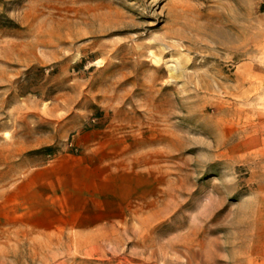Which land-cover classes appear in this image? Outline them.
I'll list each match as a JSON object with an SVG mask.
<instances>
[{"label":"rangeland","instance_id":"1","mask_svg":"<svg viewBox=\"0 0 264 264\" xmlns=\"http://www.w3.org/2000/svg\"><path fill=\"white\" fill-rule=\"evenodd\" d=\"M242 94L264 0H0V264H264Z\"/></svg>","mask_w":264,"mask_h":264},{"label":"bare ground","instance_id":"2","mask_svg":"<svg viewBox=\"0 0 264 264\" xmlns=\"http://www.w3.org/2000/svg\"><path fill=\"white\" fill-rule=\"evenodd\" d=\"M238 36H241L240 32ZM214 44L216 45V43ZM239 86L240 88L241 87L243 88L244 80L240 82ZM252 88H253L252 90L255 92L259 91V88L257 87H252ZM240 98L242 105H247V107L243 106L239 108L237 111L235 110L230 112L227 117V122L231 126L239 127V125H241V134L243 135V137H245V135H247L250 132L253 135L256 136L261 135L262 137H264V113H258L257 111H255L256 106L250 104V101L254 100L253 94H251V96L247 94H242Z\"/></svg>","mask_w":264,"mask_h":264}]
</instances>
